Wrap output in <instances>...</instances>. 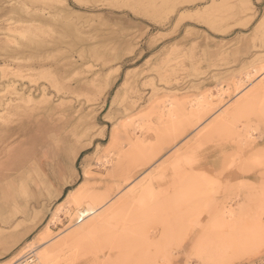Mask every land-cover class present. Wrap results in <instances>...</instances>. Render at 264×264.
<instances>
[{
  "label": "rangeland",
  "instance_id": "374dc122",
  "mask_svg": "<svg viewBox=\"0 0 264 264\" xmlns=\"http://www.w3.org/2000/svg\"><path fill=\"white\" fill-rule=\"evenodd\" d=\"M263 67L264 0H0V264H264Z\"/></svg>",
  "mask_w": 264,
  "mask_h": 264
},
{
  "label": "bare ground",
  "instance_id": "6f19581e",
  "mask_svg": "<svg viewBox=\"0 0 264 264\" xmlns=\"http://www.w3.org/2000/svg\"><path fill=\"white\" fill-rule=\"evenodd\" d=\"M76 24V23H75ZM85 24V23H84ZM68 25V30L71 32V33H74L76 36H79V35H82L81 33V29H79V27H77V25L75 26L74 24H67ZM82 25V24H81ZM81 32H79V31ZM61 34H64V32L63 33H61ZM65 36V35H64ZM67 36H69V35H67ZM80 38V37H79ZM79 38H77V39H79ZM82 38H83V36H82ZM79 40H81V38L79 39ZM82 41V40H81ZM74 45H75V43H74ZM264 68V67H263ZM23 96V95H22ZM191 109V108H190ZM202 111V110H201ZM232 117V116H231ZM230 119V118H229ZM199 120V119H198ZM227 120V119H226ZM244 130H246L245 129V127L243 128ZM248 129V128H247ZM12 131V130H11ZM237 133V132H236ZM252 136V135H251ZM255 138V137H254ZM250 139V138H249ZM5 140H7V138L5 139ZM244 140V139H243ZM242 142V141H241ZM247 142V141H246ZM243 143V142H242ZM249 143V142H248ZM122 155L120 154V157L118 158L119 160H121L122 161ZM126 159V158H125ZM118 164H120V162L118 161L117 162ZM122 163H124V162H122ZM123 166V165H122ZM119 167H121L120 165H119ZM118 167V165H117V168H119ZM120 169V168H119ZM118 172H119V170H118ZM151 184V183H150ZM72 192V191H71ZM92 196V195H91ZM89 198V197H88ZM94 199V198H93ZM92 199V200H93ZM90 202V201H89ZM101 203V201H94V202H91V203H88L89 205H86V206H84V207H82L81 209H80V211H79V222H82L83 220H85L86 218H88V217H92L93 215H95V214H97L98 212H100L101 211V209L104 207V204H100ZM231 209V208H230ZM229 210V209H228ZM113 212V211H112ZM107 213H109V212H107ZM106 213V214H107ZM105 214V215H106ZM98 216V215H97ZM101 217V216H100ZM105 218V217H104ZM103 218V219H104ZM102 219V220H103ZM96 220V219H95ZM91 222V221H90ZM98 222H100V221H98ZM93 224H94V221H93ZM97 225V224H96ZM95 225V226H96ZM94 226V225H93ZM92 226V227H93ZM86 227H88V225H85V226H83L81 229H82V231H85V230H88V229H86ZM89 228H91V226L89 227ZM78 234V233H77ZM66 242V241H65ZM64 242V243H65ZM63 244V243H62ZM64 245V244H63ZM40 254H38V253H34V255L33 256H35V257H28V258H26L25 260H26V262L24 263V264H48V263H50V262H44V260H47L48 259V257H49V255H50V253L51 252H49V251H42V252H39ZM20 259V258H19ZM50 259H52V258H50ZM53 260H54V258H53ZM49 261V260H48ZM51 261V260H50ZM21 262V261H20ZM21 264V263H20Z\"/></svg>",
  "mask_w": 264,
  "mask_h": 264
}]
</instances>
